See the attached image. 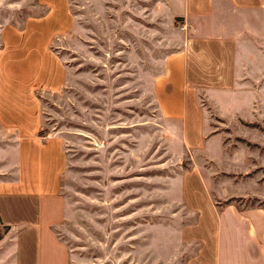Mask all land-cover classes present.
<instances>
[{
	"label": "rangeland",
	"instance_id": "rangeland-1",
	"mask_svg": "<svg viewBox=\"0 0 264 264\" xmlns=\"http://www.w3.org/2000/svg\"><path fill=\"white\" fill-rule=\"evenodd\" d=\"M185 7L0 0V209L52 221L66 259L43 232L39 264H216L219 205L264 198V67L209 88L230 44ZM24 223L1 221L0 264Z\"/></svg>",
	"mask_w": 264,
	"mask_h": 264
},
{
	"label": "crops",
	"instance_id": "crops-1",
	"mask_svg": "<svg viewBox=\"0 0 264 264\" xmlns=\"http://www.w3.org/2000/svg\"><path fill=\"white\" fill-rule=\"evenodd\" d=\"M178 1L181 2V5H186L185 11L188 18L194 17L200 22H207L213 28H217L215 34H201V37L197 36L198 39L205 40V42L230 44V48L223 49L225 54L222 55L229 59L228 76L230 81L222 84L214 82V84H209L211 86L209 88L214 87V89L222 90L223 96L225 95L224 90L232 89L234 85L239 86L238 89H244L251 87L252 84L248 82L249 80H259V73H262V70L259 71V69L264 66L256 67L252 65V62L256 61L257 57H260L262 62L264 56L262 50L264 46V0ZM185 11L183 10V14L181 12L179 17H184ZM196 32H199L198 28ZM240 42H244L243 49L238 47ZM242 64L247 66L244 71ZM179 66L181 70L182 66ZM0 219L6 223V227L24 223L23 220L16 222L11 214L3 212L2 209H0ZM217 220L216 264H264L263 210L239 211L234 206H226L218 213ZM51 222L48 221L45 228L24 223L25 227L16 236V264L40 263L39 255L42 249L43 232L49 235L55 244L61 245L50 229ZM28 236H31L32 242L29 239V250H26L22 256L21 242ZM62 248L66 259V251L63 246Z\"/></svg>",
	"mask_w": 264,
	"mask_h": 264
},
{
	"label": "trees",
	"instance_id": "trees-1",
	"mask_svg": "<svg viewBox=\"0 0 264 264\" xmlns=\"http://www.w3.org/2000/svg\"><path fill=\"white\" fill-rule=\"evenodd\" d=\"M228 205H233L239 211H248L253 209H260L264 211V198H259L257 196L231 197L224 200L222 204L219 205V208L226 207Z\"/></svg>",
	"mask_w": 264,
	"mask_h": 264
}]
</instances>
